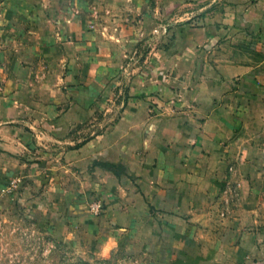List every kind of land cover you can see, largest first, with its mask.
<instances>
[{
    "label": "rangeland",
    "instance_id": "1",
    "mask_svg": "<svg viewBox=\"0 0 264 264\" xmlns=\"http://www.w3.org/2000/svg\"><path fill=\"white\" fill-rule=\"evenodd\" d=\"M214 3L0 0V40L25 52L23 61L3 63L5 73H16V118L38 121L34 136L15 152L0 141V264H264V110L242 118L235 140L221 143L217 159L208 155L209 168L232 162L238 172L204 169L200 175L201 185L218 184L225 196L215 212L239 222H209L203 252L189 248L186 254L152 252L153 239L142 226H99L106 214L101 193L89 190L72 167L58 165L66 160L45 124L73 112L79 123L67 138L82 144L107 132L129 102L142 103L152 120L144 128L152 139L148 149L173 145L183 151L187 138L155 136L157 123L207 120L218 97L229 99L227 86L241 82V66L264 69V48L252 41L256 31L236 29L233 15L216 13L224 6ZM69 72L77 74L72 83L66 82ZM165 128L173 130L168 122ZM47 160L58 167L44 172L31 165ZM94 202L103 205L99 215L90 212ZM232 228L238 237L229 235Z\"/></svg>",
    "mask_w": 264,
    "mask_h": 264
},
{
    "label": "crops",
    "instance_id": "2",
    "mask_svg": "<svg viewBox=\"0 0 264 264\" xmlns=\"http://www.w3.org/2000/svg\"><path fill=\"white\" fill-rule=\"evenodd\" d=\"M193 1L184 0L185 6ZM217 1L212 0L216 2V7H224L215 12L232 14L233 26L238 30L245 31L247 28L250 32L256 31L252 33L253 44L264 48V0H226L222 4ZM3 9L0 7V10ZM7 12L10 14L12 10ZM13 46L11 41L0 40V141L7 143L3 144L6 146L4 148L15 152L21 140L28 142L34 136L31 128L36 127L38 121L16 118L20 91L11 87L16 73H5L3 63L23 61L19 57L24 56L25 52L17 53ZM257 66H241V82L227 86L225 92L229 99L221 101L218 97V102H214L215 106L212 107L214 112L208 115L207 120L186 126H181L175 120H168L162 125L157 123L158 128L154 129L153 135L163 136L168 141L170 137L187 138L181 152H177L173 145L159 150L148 149L152 139L147 138L144 128L152 120L146 112L148 108L142 103L129 102L117 123L107 132L82 144H74L73 138H67L69 130L79 123L73 112L63 113L58 119L45 122L49 131L56 133L57 138L52 135L51 139L60 143L57 149L61 151L59 157L66 160L58 165L72 167V171L86 181L89 190L101 193L106 214L102 222L98 220L99 226H114L115 230L120 231L142 226L144 234L153 239L152 252L186 254L189 248L191 252H203L201 238L207 235L209 222H239L236 215L228 217L215 212L218 206L224 204L225 198L223 192H219L218 184L208 187L199 181L201 173H205L204 169L214 175L238 172L232 162L228 167L211 169L207 166V160L209 154L216 159L220 156L218 149L222 142L235 140L237 129L243 125L242 118L251 117L252 112L254 116L257 109L264 110V69ZM5 78L6 83L1 84ZM62 78L64 81V76ZM65 78L67 83H72L77 79V74L69 72ZM22 88V92H25L27 87ZM167 122L173 130L164 129ZM50 132L47 130V138ZM3 155L0 152V156ZM8 156L14 159L13 155ZM31 165L44 172L58 167L48 160ZM253 169H250V173H253ZM215 179L218 177L215 176ZM87 216L94 223V217ZM237 231L232 228L229 235L238 237Z\"/></svg>",
    "mask_w": 264,
    "mask_h": 264
},
{
    "label": "built area",
    "instance_id": "3",
    "mask_svg": "<svg viewBox=\"0 0 264 264\" xmlns=\"http://www.w3.org/2000/svg\"><path fill=\"white\" fill-rule=\"evenodd\" d=\"M102 203L101 202H94L90 205V212L93 215H99L102 210Z\"/></svg>",
    "mask_w": 264,
    "mask_h": 264
}]
</instances>
